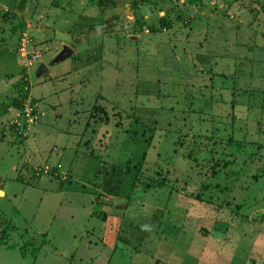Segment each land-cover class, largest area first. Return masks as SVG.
I'll return each mask as SVG.
<instances>
[{"label": "rangeland", "instance_id": "obj_1", "mask_svg": "<svg viewBox=\"0 0 264 264\" xmlns=\"http://www.w3.org/2000/svg\"><path fill=\"white\" fill-rule=\"evenodd\" d=\"M0 222V264H264V0H0Z\"/></svg>", "mask_w": 264, "mask_h": 264}, {"label": "built area", "instance_id": "obj_2", "mask_svg": "<svg viewBox=\"0 0 264 264\" xmlns=\"http://www.w3.org/2000/svg\"><path fill=\"white\" fill-rule=\"evenodd\" d=\"M21 51L24 52V48H22ZM37 57H38V54L33 55L29 59L28 62L30 64L33 63ZM26 107L27 106H25V108ZM16 110H17V116H16V118H13V120H11L10 125H13L14 128H17L18 130H20L19 133H21L23 136H26L28 134V132L25 133V130H28L29 128H31V126L35 123L37 116L35 115V113L33 112V110L31 108H30V112H29V109L27 107V111L25 113V116H24L23 120L20 122V120L18 119L21 116L20 115V109H16Z\"/></svg>", "mask_w": 264, "mask_h": 264}, {"label": "water", "instance_id": "obj_3", "mask_svg": "<svg viewBox=\"0 0 264 264\" xmlns=\"http://www.w3.org/2000/svg\"><path fill=\"white\" fill-rule=\"evenodd\" d=\"M72 54H73L72 47L63 45L62 48L55 54V56H53L52 60L48 64L52 66L53 64L60 63L70 58ZM42 72H48L47 65L43 63L39 64L35 72V76H38V74H41Z\"/></svg>", "mask_w": 264, "mask_h": 264}, {"label": "trees", "instance_id": "obj_4", "mask_svg": "<svg viewBox=\"0 0 264 264\" xmlns=\"http://www.w3.org/2000/svg\"><path fill=\"white\" fill-rule=\"evenodd\" d=\"M23 4V3H22ZM21 8H23V5H21ZM24 45V47L22 46L20 49H19V53H20V55L21 56H23L24 57V60H25V66L26 67H31V65H33V63H35V61L33 62V63H29L28 61H29V59L32 57V56H30L29 58H27L26 57V52H25V49H26V46H27V44H23ZM22 48H24V52H22L21 51V49ZM23 54V55H22ZM224 62H227V58L224 60ZM229 62V63H228ZM227 63L228 64H230V65H233V62H230V61H228ZM226 64V63H225ZM228 67H230V66H228ZM34 76H35V74H34ZM14 102H16V100H14L13 101V103ZM16 103H18V102H16ZM18 106V105H17ZM12 107H14V106H12ZM11 108V107H10ZM13 109H20V107L19 108H13ZM22 109V108H21ZM17 129V128H16ZM17 132V131H16ZM19 135V138H22V139H24V137L25 136H23L21 133H19L18 134ZM40 175H41V172L40 171H32V173L29 175V178L27 179V180H25V182H29L30 180H32V179H38V178H40ZM20 181H23L24 182V179L22 178V177H19L18 178ZM2 222H0V224H1ZM11 225V224H10ZM24 254V253H23Z\"/></svg>", "mask_w": 264, "mask_h": 264}]
</instances>
